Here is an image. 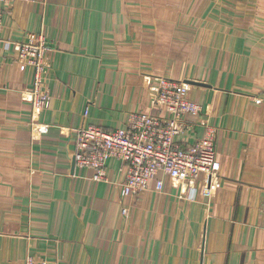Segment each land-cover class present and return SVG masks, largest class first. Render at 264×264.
I'll return each instance as SVG.
<instances>
[{"label":"crops","instance_id":"obj_1","mask_svg":"<svg viewBox=\"0 0 264 264\" xmlns=\"http://www.w3.org/2000/svg\"><path fill=\"white\" fill-rule=\"evenodd\" d=\"M0 8V264H264V0ZM41 33L52 49L50 104L34 121L25 97L35 70H21L15 44ZM148 76L202 83L188 98L217 131L222 186L212 197L208 176L189 186L163 172L123 197L122 161L107 160L103 181L76 164L80 129H126L153 112ZM184 121L175 142L187 147L205 128Z\"/></svg>","mask_w":264,"mask_h":264},{"label":"built area","instance_id":"obj_2","mask_svg":"<svg viewBox=\"0 0 264 264\" xmlns=\"http://www.w3.org/2000/svg\"><path fill=\"white\" fill-rule=\"evenodd\" d=\"M15 0H0L3 7ZM3 8H0V37L3 28ZM1 39V38H0ZM51 47L41 33L30 35L28 41L16 43L15 51L21 70H35L34 85L25 99L32 104L33 119L49 107L50 93L45 88L46 77L51 70L48 54ZM153 112L134 115L126 129L106 130L89 127L78 131L75 162L80 167L94 170V179H106V162L118 159L127 167L122 196L137 195L149 188L158 173L163 172L189 186L196 185L201 175L210 179L204 193L212 197L221 188L220 163L217 159V131L209 125L203 108L189 100V84L180 83L163 76L146 77ZM257 103L264 99H256ZM165 115H168L167 117ZM195 116L205 128L204 136L196 144L182 147L175 142L177 135L190 126L184 121ZM49 126L39 125V133H47ZM158 181L156 189L162 190ZM126 213V210L124 211ZM20 264H50L47 261L27 258Z\"/></svg>","mask_w":264,"mask_h":264},{"label":"water","instance_id":"obj_3","mask_svg":"<svg viewBox=\"0 0 264 264\" xmlns=\"http://www.w3.org/2000/svg\"><path fill=\"white\" fill-rule=\"evenodd\" d=\"M189 84H193V85H201L202 83H195V82H190V81H189Z\"/></svg>","mask_w":264,"mask_h":264}]
</instances>
